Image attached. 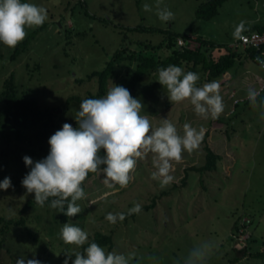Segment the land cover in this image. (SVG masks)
Masks as SVG:
<instances>
[{"label":"rangeland","instance_id":"1","mask_svg":"<svg viewBox=\"0 0 264 264\" xmlns=\"http://www.w3.org/2000/svg\"><path fill=\"white\" fill-rule=\"evenodd\" d=\"M206 1L159 0L161 7L174 13L173 20L162 22L156 15L158 0H23L46 8L48 19L42 26L27 30L25 39L32 35V41L15 61L9 59L12 49L0 43L3 56L0 91L4 79L13 74L19 95L34 100L42 111L55 110L51 117L54 132L64 123L77 127L75 118L80 103L67 102V99L84 100L89 94H95L96 79L88 81L87 76L102 71L116 50L127 46L129 51L144 53V47L137 45L143 43L153 47L147 54L165 57L169 50L154 48L173 34L199 37L213 44L215 47L209 53L217 58L232 50L231 45L239 38L233 33L241 22L244 23L240 34L264 23V0H228L214 17L198 18L196 11ZM145 4L151 6L152 11H144ZM137 26L154 31L128 32V28ZM239 68L237 60L233 68L215 81L223 82L225 75L233 76ZM133 69L134 64L115 68L114 71L119 70V77L108 79L107 91L112 83L118 85ZM183 69L187 72V68ZM195 72L200 75L198 86H202L206 83L204 74ZM157 78V73H147L132 94L143 103L141 114L149 115L153 127L167 118L181 135L185 123L197 129L203 127L205 133H209L215 121L222 129L215 130L213 135L224 142L232 159L223 151L224 145L219 144L223 162H217L215 170L190 171L187 166L191 162L197 168L205 164L201 145L206 134L198 150L183 153L185 164H174L171 173L174 182L162 188L158 180L152 179L156 169L152 154H148L137 160L127 187L110 188L104 184L102 175H92L83 186L85 198L77 201L82 211L60 222V212L50 207L34 205L25 214L20 213L26 202L34 199V194H26L21 184L30 170L23 157L29 156L33 161L45 158L51 135L42 137V123L20 129L18 135L3 131L0 134V182L8 177L12 187L0 189V217L18 220L23 216L24 224L5 229L0 225V264H16L22 257L36 259L41 264H63L66 252L81 250L64 244L60 238L65 223L86 231L89 241L95 233L110 236L112 249L104 247L105 250L125 255L134 252L131 264H183L189 250L204 242L214 245L207 264H264V108L254 107L245 100L247 93L236 92L229 98L220 90L225 105L223 113L218 119H202L187 101L181 105L171 104ZM233 81L226 89L228 93L233 90ZM254 88L258 89V85ZM234 100L238 101L237 105L233 104ZM4 110H8L7 106L1 108V114ZM4 115L0 128L7 130L9 123ZM192 155L194 157L189 158ZM135 204H140L142 211L127 215ZM108 213H125L126 219L112 224L105 218ZM243 218L251 220L247 227L250 238L244 242L245 252L239 254L235 248L240 245L232 235H236L234 227H239Z\"/></svg>","mask_w":264,"mask_h":264},{"label":"clouds","instance_id":"2","mask_svg":"<svg viewBox=\"0 0 264 264\" xmlns=\"http://www.w3.org/2000/svg\"><path fill=\"white\" fill-rule=\"evenodd\" d=\"M146 12L152 11L148 4L143 5ZM156 15L162 22L174 19V13L167 7L156 4ZM48 19L47 9L22 0H0V43L14 49L27 36L28 29L42 26ZM243 23L236 27L233 35L239 37ZM159 84L166 90L168 101L182 103L187 101L195 114L202 119H218L225 105L220 94L219 81H211L198 86L200 75L185 72L182 67L168 65L157 69ZM112 87L102 98H89L81 101L76 113L77 127L64 123L48 139V155L38 161L24 156L23 162L30 170L21 184L26 194H34L35 203L63 212L67 217L79 214L82 209L77 201L85 198L83 182L90 173L103 176V182L110 188L127 187L130 173L137 160L152 154V179L158 180L163 188L174 182V164L183 159V153L198 150L205 136L203 127L197 129L190 124L183 125V134L178 133L174 123L161 119L153 127L149 115H142L144 105L134 98L130 91L112 83ZM249 102L254 107L264 108V98L259 91L250 87L247 90ZM264 115V113H262ZM11 180L5 177L0 189L7 190ZM140 204H135L127 215L139 214ZM109 223L126 219L125 213H108ZM60 238L66 245L82 248V251L65 253L63 264H131L135 253L127 255L106 251L95 242L89 243L88 233L70 223L62 225ZM87 244V247H83ZM214 245L211 242L192 247L183 264H207ZM152 259H155L154 257ZM16 264H41L36 259L19 258Z\"/></svg>","mask_w":264,"mask_h":264},{"label":"trees","instance_id":"3","mask_svg":"<svg viewBox=\"0 0 264 264\" xmlns=\"http://www.w3.org/2000/svg\"><path fill=\"white\" fill-rule=\"evenodd\" d=\"M226 1L228 0H207L205 3L201 4L198 7L196 16L202 19H210L217 14L218 9ZM151 30L152 29L143 28L140 26L128 28V32L130 33L145 31L149 32ZM254 31L258 33H264V23L252 27L250 31H247L245 33ZM189 37L190 36L179 37L178 35L173 34L168 35V39L166 41H162V43H159L154 48V50H159L163 47L164 49L169 50V53L165 57H160L152 53L147 54L148 51H153V47H150L148 45L144 46L143 43H137V45L139 47H144V53L140 51H129L127 46L116 50L112 54L110 61L107 62L102 71L92 72L89 76H87L88 81L92 78L96 79L97 91L95 94H89L85 99L102 98L103 96H105L107 93L108 79H118L119 77V70L114 71V69L118 66L120 68H125L134 64V69L131 74L127 73L126 78H121L118 81V85L127 88L132 95L135 92L137 84L142 80L144 75H146L147 73H157V69L159 68L167 67L168 65H176L182 68H187V71H200L204 74V78L206 77L205 81L211 82L213 80H217L221 75L225 74L228 70L233 68L235 62L240 57V54H238L236 50H231L226 55L213 58L209 53L210 49L215 47L213 44L208 43L200 39L199 37L195 38V40L192 41L189 39ZM32 38L33 36L31 35L30 38L24 39L21 43L18 44L17 47L12 49L11 54L9 55V59L15 61L18 55L26 49L29 42L32 41ZM177 39H182L184 41V46L181 49H178L176 47ZM246 52L249 59H251L252 61L256 56H258V53H256L254 50H247ZM1 59H3V56L0 53V60ZM78 82L81 83L82 80H79ZM69 101H77L78 103H81V101L83 100L79 99L78 97H70L69 99H67V102ZM4 106H7L8 110L4 111L8 113L4 115L5 112L2 114L0 112V125L1 123H3L2 116L4 115L5 120L7 121V123H9V127L7 130L1 127L0 134H3L7 131L8 133L10 131H13L16 135H18L20 134V129H28L29 127L32 128L40 125L41 123L43 128L42 137H46L48 133L50 135L54 134L51 117L55 115V110L42 111L38 108L37 103L34 100H30L24 95H19L13 74H10L8 78L4 79L2 83V88L0 91V110ZM203 151L205 156V164L199 168L194 166L190 167V171L204 172L215 170V164L218 157L208 147H206V145L203 147ZM92 175H94V173H90L88 175L87 179L83 182L82 187ZM49 203L50 201L46 202L43 207H49ZM34 205H37L34 200H28L24 207L20 210L21 215L25 214ZM68 218L69 217L64 215L63 212H60L58 221L66 222ZM1 224L4 229L11 225L22 226L24 224V218L23 216H21L18 220H15L4 219L0 217V225ZM234 228L237 230L238 226L235 225ZM1 231H3V229ZM91 242H95L102 247H107L110 250L112 249V239L110 236L101 233H95L94 237L89 241V243ZM83 247H87V244ZM245 250L246 248L243 247L236 251L237 253L242 254L245 252ZM80 251H82V248ZM249 255L257 258L263 257V255L259 253H249ZM74 258L75 257L73 256L71 259Z\"/></svg>","mask_w":264,"mask_h":264},{"label":"crops","instance_id":"4","mask_svg":"<svg viewBox=\"0 0 264 264\" xmlns=\"http://www.w3.org/2000/svg\"><path fill=\"white\" fill-rule=\"evenodd\" d=\"M237 51H239V50H237ZM239 53L241 54L240 57L238 58V62L240 65V68H239L240 71H239V69H237L233 76L227 74V75H225L226 79L223 82L219 81V83L221 85L220 90L223 91V94L227 95V97H229V98H233L236 95V92L247 93L248 88L255 87V86L259 85L260 80H264V75H262V73L264 74V71L261 70L254 61L249 59L247 53L242 52V51H239ZM252 64L255 65L257 70L255 68H253ZM205 79H206V77L204 78V80ZM237 80L240 82L239 84H237ZM225 81H227V82L225 83ZM232 81H233V90L230 93H228L227 92L228 90L226 91V89H228V86L232 84ZM207 82H209V81H206V83ZM180 105H181V103H180ZM212 122H213V125H212V127L209 128V131H208L209 133H205V135L208 134L206 137V140H205L206 142L204 141V144H202L201 146L203 148L205 146V143H207L206 145L208 146V148L218 157L217 162H223L221 155H220L221 152L218 151L219 150V148H218L219 144L224 145L223 151L225 152L226 155L229 156V155H231V153H229V150H227V146L224 144V142L220 141L219 137L217 138V135H213L215 133V130L222 129V127H221L222 125L219 123L216 124L215 121H212ZM193 157L194 156L192 155L189 158H193ZM231 157H232V155L229 156L230 160L232 159ZM181 162H182L181 164L186 163L183 160ZM217 162H216V164H218ZM194 165H196V164L194 162H191V163H189V165L187 167H193ZM224 166L226 169H228V166L225 163H224Z\"/></svg>","mask_w":264,"mask_h":264},{"label":"built area","instance_id":"5","mask_svg":"<svg viewBox=\"0 0 264 264\" xmlns=\"http://www.w3.org/2000/svg\"><path fill=\"white\" fill-rule=\"evenodd\" d=\"M190 40L194 41V37H189ZM184 46V41L182 39L176 40V47L181 49ZM232 50H240L247 53V50H254L258 53V56L254 58V62L258 67L264 71V33L258 32H249L240 34L239 38L231 45ZM260 96L264 98V80L259 81L258 89ZM245 100H249L248 96ZM240 101V100H239ZM234 105L238 104L237 100L233 101ZM251 224V220L248 218H243L240 222L238 229L236 230V235H232V238L235 239L237 245L235 249H241L244 247V242L249 239L247 234V227Z\"/></svg>","mask_w":264,"mask_h":264}]
</instances>
